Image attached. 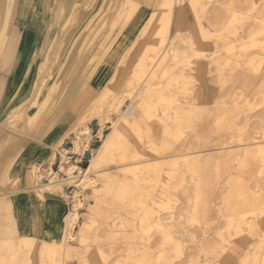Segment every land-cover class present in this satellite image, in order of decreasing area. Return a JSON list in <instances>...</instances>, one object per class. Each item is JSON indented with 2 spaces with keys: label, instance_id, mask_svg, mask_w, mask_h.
I'll return each instance as SVG.
<instances>
[{
  "label": "rangeland",
  "instance_id": "obj_1",
  "mask_svg": "<svg viewBox=\"0 0 264 264\" xmlns=\"http://www.w3.org/2000/svg\"><path fill=\"white\" fill-rule=\"evenodd\" d=\"M161 1L31 0L45 12L30 30L38 43L29 36L21 58L22 69L33 68L21 77L26 95L45 70L39 87L51 81L54 109L71 113L63 151L92 129L82 136L90 143L82 171L106 138L113 144L102 173L89 176L96 191L78 179L62 186L70 210L75 199L81 207L55 264H264V0H176L179 28L157 47ZM32 14L11 29L29 30ZM143 61L148 74L137 82ZM17 96L0 94V158L35 135L37 125L8 124ZM19 238L0 232V264L46 262L44 242L19 249Z\"/></svg>",
  "mask_w": 264,
  "mask_h": 264
},
{
  "label": "crops",
  "instance_id": "obj_2",
  "mask_svg": "<svg viewBox=\"0 0 264 264\" xmlns=\"http://www.w3.org/2000/svg\"><path fill=\"white\" fill-rule=\"evenodd\" d=\"M44 9V4L39 2L35 7L25 8L24 14L22 13L19 18H26V15L30 12V14H35L32 15L33 20H36L37 15L41 17L40 13L45 12ZM38 20H40L37 24L39 26L42 23V19ZM30 22L26 27L29 30H26V32L20 29L16 30L21 33V37L17 39L16 51L13 55H10V67L6 70L7 72L0 65V94L2 92L7 94L18 92V96L12 98V103L18 99H26V97H21L22 94L27 93L26 86H22L25 83L21 81V77L27 76L28 72L26 68H23L19 73L18 67L29 36H31L30 46L38 43L34 41L35 34L33 32L30 34ZM38 39L40 38L38 37ZM7 76L11 77L12 80L10 87L7 86ZM16 87L20 89L17 90ZM14 104L19 105V103H13V107L17 106H14ZM82 106L83 103L79 102L77 108ZM16 114L18 115L19 113L10 114L8 124L18 127L17 125L20 122L23 125V130L32 125L37 126L33 130L35 132L34 137L29 139L23 146L14 144L8 152L4 149L1 153L0 192H3V195L0 194V232H15L17 237L31 238L37 242H49L54 239L61 241L65 230V217L72 210H70L68 194L64 188L61 189L62 191L60 189L48 191L42 187L50 182L49 171L52 172L50 173L52 175L58 172V153L70 145L71 137L68 133L67 138H62L66 134V129L63 127L69 124L71 113H62L52 126L44 130L42 134L39 133L37 135V130L41 124L33 122L29 117L23 123L17 121L15 120ZM52 155L53 158H51ZM39 166L42 180L36 181L33 169ZM55 170L57 171L54 172ZM100 173H102L101 170L93 175ZM6 178L8 179V185L4 187L3 180H6ZM94 190H97L96 185ZM38 194L43 200L41 208L38 205ZM78 201L80 203V200ZM6 225H9V229H6Z\"/></svg>",
  "mask_w": 264,
  "mask_h": 264
},
{
  "label": "bare ground",
  "instance_id": "obj_3",
  "mask_svg": "<svg viewBox=\"0 0 264 264\" xmlns=\"http://www.w3.org/2000/svg\"><path fill=\"white\" fill-rule=\"evenodd\" d=\"M128 1H132V0H126L125 3H127ZM175 2H176V0H162L161 3L159 4V8L162 11H158V13L155 14V19L153 20L155 26H154V28L152 30V35L158 39V44H156L157 47H158V45H160V47L167 46L166 42H168L167 41L168 35L170 34L171 31H177L178 28H179V17L176 14H174V12H175L174 11ZM30 4H31V0H0V50L4 49L3 57H2V60H1V67H2V69L4 71L9 69V67H10V58H11L10 55L14 54V52L17 49V43H18V41H17L18 32L16 30H14L13 28L11 29V24H12V22H13L15 17L21 16V14L23 13L25 8L30 7ZM121 5H122V3H121ZM73 15H75V14H73ZM70 21H71V18L68 19V22H70ZM36 24L37 23L35 22V20H31L30 26H29L31 31H35L36 28L38 30V27H36ZM13 38H16V40H13ZM151 47H152V45H151ZM98 53H101V50ZM53 54H55V53H53ZM72 60H73V58H72ZM21 63H22V61H20L19 67H18L19 73H20V70H22ZM60 64L61 63L58 62L57 65H56L58 67L56 69V71H58V72L59 71H63L62 70L63 67L60 66ZM151 64H152V62H151ZM137 67L138 68H137V72H136V75H137L136 81L140 82L142 80L143 76L145 75V73H147L148 69L146 68L145 61L140 63L139 66H137ZM32 70H33V68H31V65H30L28 67V69H27V72H28L27 76L28 77H31ZM41 71H42L41 72L42 73L41 76H43V74H45V70H41ZM37 72L38 71H36L37 78H36V81H34V83L31 85L30 93H28V95H26V94H22L23 96L21 95L22 98L26 97V99L22 103H20L19 105H17V106L12 108V111L15 112V111H17V109L19 107H22L21 108L22 109L21 114H18V116L16 117L17 121L21 120L22 118L29 117V118L32 119L33 122L36 123V119H37V121L41 124L40 127L41 128L43 127V128L41 130H37L36 135L39 134V133L42 134V132L44 130H46L48 127L52 126L57 121V118L64 111L63 110L64 108L62 109L60 107V105L57 106L54 109V106L56 104H53V102H54L53 101V97H51L48 94L47 95L45 94L49 88H51V89L53 88V85H52L51 81H47V82H45V84L42 85V87L40 86L41 87L40 88L39 85H38L39 84L38 80H39V78L41 79V76L38 75L39 72L38 73ZM26 84H28V83L25 82V86H26ZM144 87L146 88V91H147L148 95L151 96V94L149 93L150 90L148 89L149 88L148 84L145 83ZM148 95H145V96L149 97ZM19 100H21V99L16 100V102H19ZM16 102H13V103H16ZM25 104H27V107L24 108ZM36 106L37 107L39 106L38 107L39 108L38 113L31 114L32 109L34 110V112H36L35 111ZM93 114H94V112H93ZM93 114L91 113L89 115V119L91 117L92 118L93 117H97V118L100 119V121L103 120V119L105 121H107V119H108L107 115H105V116H100L99 115V117H98V116H96L97 114H95V116H93ZM83 124L84 123H81V125H83ZM59 125H61V124H59ZM113 126H114V124H113ZM68 132H69V130H66V134L63 136L62 139H64L68 135L67 134ZM82 133L83 134H81L80 136H76L72 140V142H71L72 146H71L70 150H68V151H63L62 150V151H60L58 153V154H61V157H58V158H61V159H58V160H60V164H59V168H58V172L57 173L64 172L68 176V178L67 179H63V180H59V179L56 180V176H57L56 174L57 173H55L54 175L50 174V175H52L51 176L52 178L50 179L49 184H47V185L42 187L43 189L48 190V191H53L55 189H60L61 190L63 188L62 186L65 183V181H67V180L73 181V180H76V179H78L81 184L85 183V185L87 184L88 186H90L91 188L94 189V187H95L94 183L95 182H94V180L90 179L89 176L98 173L99 169L102 166V161H103L104 157L108 154V151L113 146V144L111 142L110 137L107 136L108 138H106L105 141L100 145V148L97 151L96 155L95 156L93 155V157L89 160V164H88L87 168L82 171V168H81L80 165L85 160L84 156H85V154H86V152H87V150L89 148V145H90V143H87L86 145L84 144V142H86L87 139L82 138V136L89 137L90 136V132H89L88 128L84 127V130H83ZM93 152H94V150L91 151V154H93ZM66 153L75 155L74 162H72L73 165L68 167V168L64 167V165H63V164H68V163H66L65 158L63 157V155H65ZM51 158H53V155L51 156ZM38 168H40V166L39 167H35L36 170H38ZM77 170H79V171L81 170L82 171V174L80 176H75L74 175V173ZM37 179H39V178H37ZM76 198H77V196H76ZM74 203L75 204H74V207H73L72 211L69 212L66 215V217H65V230H64V234H63L62 240L61 241H57L56 239H54L52 241L43 243L44 245H43L42 254L46 256V262H44L43 264H55L56 256L58 254H60V251H62V248H64L65 244H68L69 242L74 240L72 232H70V229L76 224V222L78 220V217H79L78 208L80 207V203H79L78 199H75ZM38 205H39L40 208L43 206V200H42L40 194H38ZM155 225L158 228L160 227L159 223H156ZM4 243H6L4 245H7V242H4ZM33 244H34V242H33L32 239L25 238V237L19 238V241H18L19 249L27 248V250H29V248L33 247ZM1 247H3V246H1ZM10 249L11 248H8V250H10ZM6 251H7V249H6ZM13 251L16 252V250H13ZM16 253H19V252L17 251ZM63 254H64V249H63Z\"/></svg>",
  "mask_w": 264,
  "mask_h": 264
},
{
  "label": "built area",
  "instance_id": "obj_4",
  "mask_svg": "<svg viewBox=\"0 0 264 264\" xmlns=\"http://www.w3.org/2000/svg\"><path fill=\"white\" fill-rule=\"evenodd\" d=\"M58 157H61V154H58ZM63 157L65 158L66 163H69V162H74L75 155L66 153L65 155H63ZM58 164H60V160Z\"/></svg>",
  "mask_w": 264,
  "mask_h": 264
}]
</instances>
